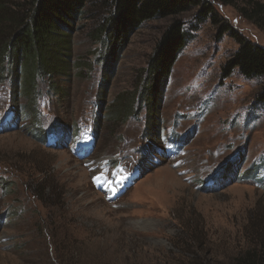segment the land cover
<instances>
[{"label": "rangeland", "instance_id": "1", "mask_svg": "<svg viewBox=\"0 0 264 264\" xmlns=\"http://www.w3.org/2000/svg\"><path fill=\"white\" fill-rule=\"evenodd\" d=\"M103 4L93 0L75 23L68 78L40 77L34 103L24 88L14 101L0 80V264H58L57 244L64 264H234L264 235V80L238 70L225 78L238 45L197 11L183 15L188 44L152 97L162 124L142 158L146 111L124 121L117 97L141 87L172 19L141 27L109 80L95 40ZM212 4L264 48L261 31ZM116 177L122 192L108 199Z\"/></svg>", "mask_w": 264, "mask_h": 264}, {"label": "trees", "instance_id": "2", "mask_svg": "<svg viewBox=\"0 0 264 264\" xmlns=\"http://www.w3.org/2000/svg\"><path fill=\"white\" fill-rule=\"evenodd\" d=\"M92 1L24 0L19 3L0 0V80H10L14 89V101L18 95L22 96L24 88V93L34 99V103L40 77L48 79L50 84L57 77H69L74 65V26ZM212 1L233 8L243 20L264 34V3L260 0H103L107 13L97 30L95 40L104 47V54L100 58L105 71L103 75L108 79H111L110 73L118 65L121 52L141 27L157 19H172L148 62L141 87L137 92H123L117 97L121 106L126 104V109L119 114L124 121L138 119V112L146 111L145 133L150 138L142 149V158L145 152L154 150V146L158 145V133L162 124L159 105L153 104L152 97L161 94V87L168 81L179 56L188 44L189 34L185 31V22L181 18L183 15L197 11L200 22L210 20L221 37L228 34L238 45L236 53L223 67L225 78L238 70L247 79L264 80V48L234 31L218 14ZM256 101L264 106V85ZM13 106L15 108L18 105ZM41 129L35 123L33 133L44 141L45 132ZM7 190L5 188L4 195H7ZM38 197L45 200L40 194ZM53 203L56 206L55 201ZM49 234L52 236L53 229ZM69 237L73 239L72 235ZM62 239L69 238L66 236ZM58 245H54V259L58 264H64L62 255L57 251ZM234 264H264V235L258 233L255 247L240 253Z\"/></svg>", "mask_w": 264, "mask_h": 264}, {"label": "bare ground", "instance_id": "3", "mask_svg": "<svg viewBox=\"0 0 264 264\" xmlns=\"http://www.w3.org/2000/svg\"><path fill=\"white\" fill-rule=\"evenodd\" d=\"M113 188H114V187H112V186L110 187V189H113ZM114 189H116V188H114ZM108 193H109V190H108Z\"/></svg>", "mask_w": 264, "mask_h": 264}, {"label": "snow or ice", "instance_id": "4", "mask_svg": "<svg viewBox=\"0 0 264 264\" xmlns=\"http://www.w3.org/2000/svg\"><path fill=\"white\" fill-rule=\"evenodd\" d=\"M112 191H115V189L113 188V189H111Z\"/></svg>", "mask_w": 264, "mask_h": 264}]
</instances>
